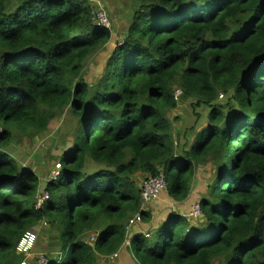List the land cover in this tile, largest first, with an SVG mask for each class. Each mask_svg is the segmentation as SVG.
Listing matches in <instances>:
<instances>
[{
  "label": "trees",
  "instance_id": "1",
  "mask_svg": "<svg viewBox=\"0 0 264 264\" xmlns=\"http://www.w3.org/2000/svg\"><path fill=\"white\" fill-rule=\"evenodd\" d=\"M98 8L0 0V264H19L16 245L40 221L60 248L39 252L42 264H96L97 254L123 246L135 213L150 219L154 202L142 204L137 172L162 171L167 194L182 202L199 163L216 167L199 199L201 220L171 211L150 245L133 234L136 263L264 264V0H141L91 84L84 62L112 37L94 21ZM173 88L209 107L207 125L179 153L167 117ZM218 95H226L221 104ZM64 109L71 146L36 208L41 183L9 153L12 128L40 134ZM90 162L99 168L85 173ZM91 232L93 245L83 239Z\"/></svg>",
  "mask_w": 264,
  "mask_h": 264
},
{
  "label": "rangeland",
  "instance_id": "2",
  "mask_svg": "<svg viewBox=\"0 0 264 264\" xmlns=\"http://www.w3.org/2000/svg\"><path fill=\"white\" fill-rule=\"evenodd\" d=\"M91 2L97 7L105 9L104 11L107 13L110 22L108 28L111 29L112 32V37L109 42L103 48L94 52L84 62L82 79L86 82L88 81L87 83L93 84L99 79L105 62L111 54L114 45L122 40L131 22L132 12L141 4V0H91ZM144 3L145 2H142V4ZM175 89L176 88H173V90ZM225 98L226 95H218L215 102L221 104L225 101ZM208 112L209 107L198 103L195 98H182V96L178 98L176 107L167 112V117L169 118L171 125L173 147L176 152L179 153L182 152L183 149L185 150L189 148L198 131L207 125ZM31 131L32 130L30 129L24 131L12 128L13 139L8 150L9 153L13 154L22 165L30 166L32 171L38 175L41 183L39 192H42L44 188L43 185L49 178L48 173L53 167H55V164L60 161V156L66 153L71 146V133L73 131L71 115L69 114L68 109H64L56 116V118H53L50 121L48 128L44 132L40 134H32ZM174 141L176 142L175 145ZM90 163L91 164H88L85 169V173L90 172V168L95 169L98 167V165L96 166L92 162ZM215 168L216 167L213 168V165L210 163L196 164L195 177L192 181L190 180L192 193L186 203V206H188V210H186L188 212L186 214L188 216L194 202L199 201L203 196H209L208 187L213 182ZM136 178L142 179L143 181V179H147L148 177L147 175L141 177L137 172ZM151 180L152 179L149 176L145 183L150 186ZM162 192H166V189ZM177 205L178 206L175 208H169H174L180 212L183 211L180 208V205L182 204L179 203ZM146 207L147 209H150L152 206L148 204ZM166 210H168V208L163 207L160 211H164L165 214ZM153 222L154 217L152 218L151 216L148 223L152 224ZM34 228L36 229V226H34ZM90 235L92 234H85L83 239L85 241L90 240L93 236L90 237ZM153 240V236L145 239V246L150 245ZM57 242V233L56 231L50 230L48 224L44 228H39L38 243L31 257L27 258V264L34 263L37 258L40 257L37 256L39 252H42L44 256L48 255L47 252H49L50 256L56 255L60 250ZM43 251L46 252L44 253ZM128 253L132 254L130 251H128ZM96 264H118V259L117 257H111V255L104 257L98 256Z\"/></svg>",
  "mask_w": 264,
  "mask_h": 264
},
{
  "label": "built area",
  "instance_id": "3",
  "mask_svg": "<svg viewBox=\"0 0 264 264\" xmlns=\"http://www.w3.org/2000/svg\"><path fill=\"white\" fill-rule=\"evenodd\" d=\"M94 21L97 24L104 26V27H107V28L110 26V22H109V18L107 16V13L103 10H100V11L95 10ZM181 93L182 92L180 89H176L173 92V95L177 99ZM61 168H62L61 162L59 161L55 164V167H53L51 169V171L48 173V175H49L48 180L49 181L50 180L55 181L60 174ZM150 177L152 179L150 186H148L145 183V181L149 177L147 179H144L143 183H141V185H140V199H141L142 204H144V205L151 203V202H156L159 199L158 197H159L160 193L166 189V183H165L164 176H163L162 172L158 173L155 176H150ZM47 197H48L47 192L42 191L36 199L35 207L40 208L41 205L44 203V201L47 199ZM189 216L192 219H200L202 217L199 201H196L193 203L191 211L189 212ZM141 220H142V218H141L140 214L138 212L135 213L128 220L127 225H126V231L129 232L130 227L136 223L141 222ZM34 226H36V229L34 228ZM34 226L30 227L29 229H27L25 231V233L19 239V241L16 245V252L22 253L24 255L23 259L19 262V264H27V258H30L32 255L31 249H32V246L34 244V241L38 238V230H39V228L46 227L47 223L45 221H40L39 223H37ZM145 236L147 237L148 234L146 233ZM94 239H95V236H92L90 238L89 242L93 244ZM126 244L128 245L127 241H126ZM113 256L116 257L117 253H114ZM37 260H38L39 264H42L45 262V259L43 257H39V258H37Z\"/></svg>",
  "mask_w": 264,
  "mask_h": 264
},
{
  "label": "crops",
  "instance_id": "4",
  "mask_svg": "<svg viewBox=\"0 0 264 264\" xmlns=\"http://www.w3.org/2000/svg\"><path fill=\"white\" fill-rule=\"evenodd\" d=\"M191 193H192V185L190 186V192H189L186 200H184L183 202H176L166 192H162L160 195L161 198L159 197V199L156 202L150 204L152 207L149 209L150 211H148L150 213V218H151V216H152V218L154 217V222L152 224H149L148 223V221L150 220L149 219L148 221L142 220L140 223H136V224L132 225L130 230H129V235H127L126 238H130L133 234H136V233H140L143 235L146 233H149L150 234L149 237H152L153 236L152 232L155 231L156 228L162 223V221H164L166 219V217L169 215V212H171V211L182 214L187 219H189V221L191 223H195L197 221H200L201 219L192 220L186 214L188 212V211H186V210H188V206H186V203H187L188 199L190 198ZM179 203L182 204V205H180V208L183 210L181 212L174 209L176 206H178L177 204H179ZM163 207L168 208V210H166L165 214H164V211H160V210H162ZM169 207H174V208L171 209ZM93 234L95 235L96 232H93ZM91 236L92 235H90V237ZM128 251L129 250L127 249V247L125 245H123L122 247H120L118 249L117 256H116L118 259V264H137L134 256L132 254L128 253ZM98 256L104 257L102 255L97 254V257ZM111 257H113V256H111ZM116 262H117V260H116Z\"/></svg>",
  "mask_w": 264,
  "mask_h": 264
},
{
  "label": "clouds",
  "instance_id": "5",
  "mask_svg": "<svg viewBox=\"0 0 264 264\" xmlns=\"http://www.w3.org/2000/svg\"><path fill=\"white\" fill-rule=\"evenodd\" d=\"M176 89H180V88H176ZM176 89H175V90H176ZM175 90H172V91H171L172 95H173V92H174ZM181 92H182V91H181ZM181 95H182V94H180V96H181ZM180 96H179V97H180ZM173 97H174V95H173ZM179 97H178V98H179ZM174 98H175V97H174ZM178 98H177V100H178ZM175 143H176V142L174 141V144H175ZM91 234H92L93 236H96V234L94 235L93 232H91ZM147 234H148L147 237H149L150 234H149V233H147ZM127 235H129V232L126 233V236H127ZM144 236H145V234H144ZM145 237H146V236H145ZM129 239H130V238H126V240H125V242H124V244H123V245H125L126 247L128 246V245L126 244V241H127L128 244H129ZM86 242L90 243L89 240H86ZM91 244H92V243H91ZM117 251H118V250H117ZM117 251L114 252V253H117ZM114 253H113V254H114ZM113 254H111V256H113ZM113 257H114V256H113Z\"/></svg>",
  "mask_w": 264,
  "mask_h": 264
}]
</instances>
